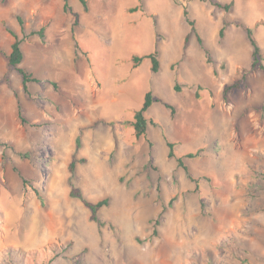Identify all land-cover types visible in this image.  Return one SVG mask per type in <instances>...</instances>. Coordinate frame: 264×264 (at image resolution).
I'll use <instances>...</instances> for the list:
<instances>
[{
  "label": "rangeland",
  "instance_id": "1",
  "mask_svg": "<svg viewBox=\"0 0 264 264\" xmlns=\"http://www.w3.org/2000/svg\"><path fill=\"white\" fill-rule=\"evenodd\" d=\"M87 1L88 11L69 0L66 12L64 0H0V264H264V70L250 71L237 26L253 28L264 55V0H214L234 3L229 12L201 0H145L137 12L139 0ZM183 5L212 64L195 35L185 51ZM42 28L44 40L32 35ZM9 30L42 81L29 84L32 97L8 66ZM156 49L159 73L149 59L133 68V56ZM149 91L161 102L138 139ZM73 186L90 202L109 198L103 225Z\"/></svg>",
  "mask_w": 264,
  "mask_h": 264
},
{
  "label": "trees",
  "instance_id": "2",
  "mask_svg": "<svg viewBox=\"0 0 264 264\" xmlns=\"http://www.w3.org/2000/svg\"><path fill=\"white\" fill-rule=\"evenodd\" d=\"M5 1V0H3ZM81 3L83 4L84 8L86 11L89 10V6H88V1L87 0H80ZM144 1L145 0H139L140 4L138 7H136L133 12H137L139 11V9H143L144 7ZM173 3L178 4L176 2V0H172ZM202 2H204L207 5H213L216 8L222 9L224 11H231V9L234 6V3H229V4H221L219 2H215L214 0H201ZM179 5V4H178ZM64 10L66 12H69L71 10L70 4H69V0H64ZM183 16L185 18V21L187 22V24L189 25L190 31L187 34L186 38H185V50L188 48L189 42L191 40L192 35H195L199 41V43L202 45L205 54L207 55V62L209 64H212V58L210 57V52L208 49H206L204 47V40L202 38V36L199 34L198 32V28H197V24L196 21L194 19H192L191 17V13L189 10L188 5H183ZM75 21L73 24V30L76 26L79 25V15L75 14ZM19 22L20 24L23 26V22L22 20L19 18ZM230 25L229 22L224 23V25L222 26V28L220 29L219 32V40L222 41L225 37V33L227 30V27ZM237 26L242 28L246 35H247V39L251 44L252 47V62H251V67H250V71H256L258 69L260 70H264V55H263V51L262 48L257 40V38L255 37L253 28H251L250 26H247L245 23L243 22H238ZM10 34L13 36L14 41L11 45V53L5 55L6 59L8 61V66L10 69L14 70L15 72L19 73L22 77V82H23V90L25 92V94L29 95L30 97H32V93L29 89V84L31 83H40L42 82L39 78L33 76L32 73H30L27 69L22 67V63L24 61V52L22 49V39L19 37V35L14 32L13 30H9ZM32 35H38L41 39H45V28H42L41 30H39L38 32H33ZM28 35L25 34V38ZM149 59L151 61V68H152V72L154 74H157L161 71V61H160V52L158 49H156L154 52L149 53V54H145V55H135L132 57V63H133V68H138L142 65V63L146 60ZM216 73V72H215ZM217 74V73H216ZM50 82V81H48ZM51 83V82H50ZM53 84V86L58 89L59 86L57 83H51ZM242 88L241 82L240 81H236L235 83H233L232 85H225L223 88V97L227 100L228 98V94L229 93H233L236 90H239ZM175 89L177 91H181V87L179 84L175 85ZM201 89V87L198 88L197 91V98L199 99L201 97L199 90ZM17 97V96H16ZM18 98V97H17ZM156 102H161V100H159L158 98H155L154 94L152 91H149L146 93L145 96V101L144 104L142 106V108L140 110H138L135 114V120L133 122V127L135 130V136L136 138L140 139L142 137H145L148 133L149 130V126L155 124V122L151 119L147 118V112L148 110L153 106L154 103ZM17 106H18V115L21 119V121L23 123H27L26 119L23 116V107L21 102L18 100L17 102ZM165 106L169 109H171V113L173 116L176 115L177 111L175 109V107H173L170 104H165ZM168 146H169V158H176V153H175V146L176 144L173 142L168 141ZM0 145H6L5 143L0 141ZM199 152L198 153H189L186 155L187 158H196L198 157ZM178 164L180 167H184L187 171H188V167L185 165V161L184 158H178ZM77 162L78 159L77 157H73L72 161L69 164V172L71 174H74L76 171V167H77ZM24 184L27 185L28 182L26 180H24ZM36 194L38 196H40L39 192L36 191ZM71 196L74 198H77L79 200H81L85 206L90 210L91 214H90V219L93 222H97L100 225H103L104 223L100 222L98 214L100 212V210L103 207H106L109 205V198H105L103 200H100L96 203L90 202L88 200H86L81 192L80 189L76 188V187H72L71 190ZM41 198V196H40ZM154 234H156V230L154 231ZM248 264H250L248 262Z\"/></svg>",
  "mask_w": 264,
  "mask_h": 264
},
{
  "label": "crops",
  "instance_id": "3",
  "mask_svg": "<svg viewBox=\"0 0 264 264\" xmlns=\"http://www.w3.org/2000/svg\"><path fill=\"white\" fill-rule=\"evenodd\" d=\"M186 38V37H185ZM197 38V37H196ZM192 39V38H191ZM191 41V40H190ZM184 43H185V41H184ZM186 51V50H185ZM185 56V52H184V54H183V57ZM182 59H180V60H178V61H181ZM207 60V59H206ZM178 61H176V62H173L172 63V66L175 64V63H177ZM129 87H120V88H117L116 90L117 91H120V92H124L126 89H128ZM0 161H1V159H0Z\"/></svg>",
  "mask_w": 264,
  "mask_h": 264
}]
</instances>
